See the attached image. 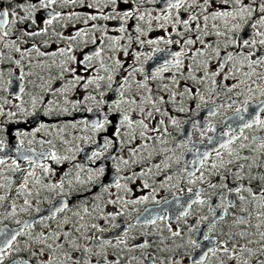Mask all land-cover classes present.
<instances>
[{"label": "snow or ice", "instance_id": "6c2138e0", "mask_svg": "<svg viewBox=\"0 0 264 264\" xmlns=\"http://www.w3.org/2000/svg\"><path fill=\"white\" fill-rule=\"evenodd\" d=\"M3 2L4 0H0V3ZM7 3L13 7L0 9V65L8 61L12 67L7 70L0 67V92L7 93L6 96H0V118H2L0 119V151L8 147L9 142L14 141L16 152L20 153L29 133L19 127H14V125L36 123L37 127L31 132V136L35 138L37 132L48 126L41 120V117L48 119L53 116L75 117L77 112H87L94 118L91 120L83 118L79 121V124L83 125L82 131L89 130L102 140V143L96 141V148L88 155V159L93 163L102 161L95 170L89 169L88 182L100 181L99 186L105 192L108 191L104 179L108 176L109 163L113 165L117 174L114 187L125 193L131 191L129 184L135 185L142 178L143 182L140 187H150L148 178L152 169L156 168L158 171L160 169L159 163L145 165L138 171L133 167L141 165L142 153L149 148L146 143L131 146L138 138L141 141L161 140L162 134L149 135V133H160V128L150 127L146 121L154 119V113H162L160 105L176 102L177 92L171 91L169 84L157 86V92L161 94L154 95L153 88L149 86L151 80H163V73L174 68L176 72L170 78V83L177 89L180 87L179 77H183L185 80H191L198 84L210 80L213 90H215L219 77L221 82L229 79L235 81L231 86L226 83L223 85L231 92L233 88L249 82L255 84L256 80L253 77L264 79V71H260L264 70V0H163L161 9L146 7L161 3V0H7ZM65 9L67 10L65 11ZM40 12H43L44 15L38 21L37 14ZM210 20L213 22L211 31L208 29ZM98 21L108 23H98ZM54 23L59 24L63 30L57 29ZM142 24L146 25L147 31L141 27ZM17 25H25V27L20 28ZM221 25L223 31L220 30ZM156 26L165 32V36L145 39ZM69 29L71 31H67ZM110 31L119 33V35H110ZM97 33L100 34L99 37L96 35ZM173 34L178 38L172 39ZM13 36L14 38H12ZM209 36L223 37L224 40L217 39L210 42L206 39ZM36 37L47 38L38 46L35 42ZM125 40L127 41L126 45L122 44V41ZM30 41L32 42L30 43ZM89 43L96 46L91 52L85 51ZM162 43L169 46L179 45L180 50L171 52L170 49H161L159 45ZM221 43L223 50L220 47ZM134 44L140 48L147 45L152 47V51L149 53L134 51L132 53L133 64L128 67H125L124 61L118 55L107 57L111 63L105 62L103 57L105 51L122 52L127 58L130 54L129 49ZM4 49L19 54L18 58L12 54H6ZM166 50L170 52L171 59H166L154 72L146 73L144 67H136L141 56L147 61L152 59L157 52ZM40 58L50 60L51 64L41 61ZM184 59L192 60L194 64L186 66ZM33 60L36 61L35 65L32 63ZM97 63L99 67H97ZM25 67L28 69L32 67L47 68L48 75H37V80L43 81L38 85L36 81L27 80L34 73L25 71ZM186 67L189 69L188 71H184ZM53 68L58 71L53 73ZM16 69H19V74L16 73ZM196 69H202V75L199 78L193 74ZM101 71L105 75H100ZM136 73L143 75L142 81H136ZM117 74H121L122 83L118 84V89H112ZM240 76H243L244 79H239ZM26 81L33 84L34 87H38L40 94H27L28 99L25 100ZM104 81L107 82L108 89L118 90L119 99L114 103L110 104L109 100L105 99L107 93L101 91V82ZM133 81L137 83L140 91L144 93L143 95H125V90L131 87ZM57 82L59 87L54 86ZM14 86L16 91H13ZM78 89L83 91L82 98L78 100L70 98L71 94L76 93ZM249 91L251 92L253 89L249 88ZM164 92H170L168 99L162 94ZM191 93L192 89L187 86L180 92L181 95H191ZM260 95L264 96V90H261ZM45 96H51L53 99L45 100ZM201 99L203 100V96ZM13 101H19V103ZM90 103L92 106H89ZM247 104L248 101L245 100V105ZM148 105L151 106L150 109L147 107ZM246 110V108H237L236 117L243 120L240 113ZM179 111L183 112L185 109L181 107ZM259 112L264 113V101L260 102ZM162 114L167 115L166 112ZM170 119L173 125H178L179 122L175 118ZM64 123L72 128L78 126L75 119ZM158 123L163 125L164 121L160 120ZM253 124L264 126V119H260L259 115H256L250 122H244L240 126V131L251 128ZM137 129H141V131L137 133ZM61 130L58 129V131ZM211 130L209 127L208 131ZM164 132L166 133L167 129ZM233 132L234 129L229 126L228 132L225 133L229 139L227 143L220 142V148L228 149L232 143ZM80 139L87 143L92 137L81 136ZM28 142L32 143L33 141L29 140ZM47 142L51 143V141ZM161 142L163 141L161 140ZM40 143L43 144L45 141H40ZM126 146L128 157L119 154L125 150ZM259 146L264 149V138L260 139ZM113 149L118 151L114 153ZM78 150L83 151L82 148ZM69 151L72 150L69 149ZM40 155L56 163L69 159L68 156L57 155L55 151ZM203 155L207 159L208 153ZM216 155L219 162L211 165L212 170L226 166L219 150H216ZM229 155H231L230 149ZM150 157L151 153L149 152ZM23 158L29 163H33L32 157L24 156ZM74 158L75 155L72 159ZM244 159L248 158L244 157ZM4 162L3 159H0V164H4ZM232 162L229 160L228 164ZM12 163L19 168L15 160ZM76 167L81 166L76 165ZM243 167V165L240 166L241 170ZM257 167L264 168V161L257 162ZM126 169L127 171H125ZM43 171L47 173L51 169L43 166ZM121 173L125 174L120 175ZM235 178L237 180L245 179L240 173H236ZM77 179L79 178L77 177ZM167 179L171 180L172 177L169 176ZM187 180L188 183H195L196 180L203 182V172L199 177L194 179L193 176H189ZM247 180L250 183L255 182L257 187L256 189L249 187L245 190L251 194L253 200L259 199L260 207L264 208V172L256 174L249 172ZM26 186L27 177L21 187ZM210 186L216 187L214 184ZM51 187L62 188L63 184ZM240 190L239 187L236 189L237 192ZM3 199L4 197H0V200ZM147 199L148 197L145 196L131 202L139 204ZM240 200L244 201L245 198L241 196ZM117 202L127 203L119 196L116 200L109 201V203ZM197 202L204 203L203 200L193 201V203ZM25 204L28 205V201H25ZM85 212L87 213V209ZM119 214L109 213L108 216L115 219V216ZM181 215L187 216L188 212H182ZM156 219H165V217L160 216ZM156 219L148 220L146 223L154 224ZM205 219L207 218H200L201 221ZM67 223L66 220L65 224ZM236 223L246 224L248 220L241 218ZM26 227H31V225ZM256 227L259 229L261 225L257 224ZM212 228H215V224H212L209 230ZM85 229L86 225L82 224L78 228L67 231L54 230L51 236L40 234L36 237L40 247L30 253L29 259H21L17 264H32L33 261L35 264H121L122 258L117 259L116 254L109 255L106 249L108 247L121 248V245H124L121 251L126 249L127 232L123 237L118 238L115 244L111 240H100V250L94 251L90 243L85 245L79 243L81 238L89 242L92 239H98L94 232L91 235H83ZM91 229L106 231L96 224H92ZM169 230L171 231V228ZM196 230L189 228L190 232ZM73 232L77 234L75 237ZM21 234L19 231L8 233L4 228H0V264H4V257L13 249V242ZM145 235L150 234L146 233ZM171 235L179 236L180 232L171 231ZM238 235L240 238H246L248 234L240 232ZM203 239L210 241V237L207 235ZM188 243L195 248L201 247L197 240L189 239ZM246 243L264 244V231L259 233V241L247 239ZM230 244L233 246L230 247ZM150 247H153V244L149 239L133 246V248L141 250ZM239 250L241 253L247 252L255 257L256 264H264V247H260L257 251L244 245L240 246ZM209 251L212 255L223 251L229 254V258H232L231 253L236 251L233 235H229V239L223 243L216 242V246ZM207 254V252L204 253L205 256ZM145 259L148 264H156L157 261L155 256H147ZM160 264H164V261L161 260ZM169 264H180V262L169 261ZM193 264H204V259H193ZM245 264H249V262L245 261Z\"/></svg>", "mask_w": 264, "mask_h": 264}, {"label": "flooded vegetation", "instance_id": "af4514ba", "mask_svg": "<svg viewBox=\"0 0 264 264\" xmlns=\"http://www.w3.org/2000/svg\"><path fill=\"white\" fill-rule=\"evenodd\" d=\"M11 7L13 5L8 4L7 0L0 3V9H11ZM146 7L161 9L163 0H161V3L147 5ZM57 10L60 11L59 8ZM43 15V12L38 13L37 20L39 21ZM98 23L108 22L98 21ZM212 24L213 22L210 20L208 22L209 31L212 29ZM54 26L59 30H63L59 24L54 23ZM17 27L23 28L25 25H17ZM144 28L147 31L146 25H144ZM220 30L223 31L222 25ZM67 31H71V29ZM169 31H171V28H169ZM245 31L247 32V30ZM109 34L119 35V33L111 31ZM96 35L100 36L99 33ZM160 36H165V32L156 26L145 39ZM46 38L36 37L35 42L39 46ZM177 38L173 34L172 39ZM206 39L210 42L217 39L224 40L223 37L217 38L215 36H209ZM122 44L126 45L127 41H122ZM95 47V45L89 43L85 51L91 52ZM159 47L170 49L171 52L180 50V46L175 44L169 46L162 43ZM220 47L223 50L222 43ZM3 51L18 58L19 54L10 52L8 49ZM134 51L149 53L152 51V47L145 45L143 48H138V45L134 44L129 49L130 54L127 58L124 57L122 52L111 53L108 51L103 53V57L106 63H111L107 57L118 55L124 61L125 67H128L133 64L132 53ZM40 59L47 64H51V61L46 60V58ZM166 59H171L168 50L157 52L152 59L147 61L141 56V60L136 64V67H144L146 73H152ZM32 63L35 65L36 61L33 60ZM184 64L191 66L194 61L184 59ZM0 67L7 70L12 65L5 61ZM97 67H99L98 63ZM188 70L187 67L184 69V71ZM25 71L34 73L27 80L36 81L38 85L43 81L37 80V75H48L47 68L32 67L28 69L25 67ZM57 71L56 68L52 69L53 73ZM129 71H131V68H129ZM175 72L176 69L173 68L163 73V80L154 79L149 82L154 95L161 94L157 92V86L163 84H169L171 91L177 92L175 103L169 102L160 105L162 113L166 112L167 115L154 113L155 118L146 121L150 127L160 128V133H149V135L162 134L161 140L163 142L161 140L141 141L138 138L131 145L144 143L149 145L148 150L142 153L141 165L133 166L137 171L145 165L160 164L159 171L156 168L152 169V173L148 178V184L150 185L148 188L140 187L143 182L142 178L135 185L129 184L131 191L128 193L116 189L114 182L117 174L111 163H109L108 176L104 179L105 185L108 186L107 192L99 186L100 181L88 182L89 169L95 170L102 163V161L93 163L88 159V155L96 148V141L102 143L101 138L94 136L89 130L82 131L83 125L79 124V121L83 118L93 119L92 114L77 112L75 117L53 116L51 119L41 117V120L48 126L37 132L35 138L31 136V132L37 127L36 123L14 125V127L27 131L29 136L25 139L19 154L16 152L14 141L9 142L8 147L0 151V159L5 161L4 164H0V167L12 172L10 193L2 207V211L9 209L11 214L3 222L1 228H8L9 233L19 231L22 234L17 236L13 242V249L4 257V264H17L21 259H29L30 253L40 247L36 241V237L40 234L51 236L54 230L67 231L78 228L82 224L86 225L83 235H91L94 232L98 239H92L89 242L81 238L79 243L81 245L90 243L94 251L100 250V240H111L115 244L116 240L123 237L124 233L127 232L126 249L121 251L124 245H121V248L108 247L106 249L109 255L116 254L117 259L122 258L121 264H148L145 259L147 256H155L157 258L156 264H160L161 260L164 261V264H169V261H179L180 264H193V259L198 260L201 258L204 259V264H245V261H248L249 264H256L255 257L247 252L241 253L239 249L240 246L244 245L257 251L260 247H264L262 243H246L247 239L259 241V233L264 231V208L260 207L259 199L253 200L251 194L245 190L249 187L253 189L257 187L255 182L250 183L247 180L249 172L252 174L264 172V168L257 167V162L264 161V149L259 146L260 139L264 138V126L253 124L251 128H245L242 132L240 126L246 121L253 120L256 115H259L260 119H264V113L259 112L260 102L264 101V96L260 95L261 90H264V79L253 77L256 80L255 84L249 82L240 87H235L229 92L223 85L226 83L231 86L235 82L232 79L221 82L218 77L217 86L213 90L210 80L198 84L179 77L180 87L177 89L170 83V78ZM16 73L19 74V69H16ZM193 74L199 78L202 75V69H196ZM100 75H105V73L101 71ZM120 75H116L112 89H118V84L122 83ZM239 79H244V77L240 76ZM142 80L143 75L136 73V81ZM25 85V100L28 99L27 94H40L38 87H34L33 84L27 83V81ZM54 86L59 87V83L57 82ZM185 86L192 89L191 95L180 94ZM249 88L253 91L250 92ZM13 91H16L15 86ZM101 91L107 93L105 99H108L110 104L119 99L118 90L108 89L106 81L101 82ZM130 94L143 95L144 93L133 81L131 87L125 90V95ZM162 94L166 99L170 97V92ZM6 95L7 93L0 92V96ZM82 96V89H78L76 93L71 94L70 98L78 100ZM201 96H203V100ZM44 98L45 100L53 99L51 96H45ZM245 100L248 101L247 105H245ZM13 102L19 103V101ZM89 106H92L91 103ZM147 107L151 108L150 105ZM181 107L185 111H179ZM237 108L247 109L240 113L244 118L243 120L236 117ZM170 118H175L179 122L178 125H173ZM73 119L77 121L78 126L76 128L64 123ZM160 120L164 121L163 125L158 123ZM229 126L234 129L232 143L228 146V149H223L219 145L220 142L227 143L229 137L225 133L228 132ZM209 127L212 129L211 131H208ZM58 129L62 130L58 131ZM165 129H167L166 133L164 132ZM139 131L141 129H137V133ZM81 136L92 137V139L85 143L80 139ZM29 140L33 142L29 143ZM40 141H45V143L42 144ZM47 141H51V143ZM80 148L83 151H79ZM69 149L72 151H69ZM229 149L231 155H229ZM216 150L220 151L226 166L212 170L211 165L219 162ZM52 151H55L59 156H68L69 159L56 163L40 155ZM112 151L116 153L118 150L113 149ZM149 152L151 153L150 158ZM206 152L208 153L207 159L203 155ZM119 154L128 157L127 146ZM73 155H75L74 159H72ZM24 156L32 157L33 163H29L28 160L23 158ZM244 157L248 159L246 160ZM13 160L16 161L19 168L13 165ZM229 160L233 162L228 164ZM76 165L81 167L78 168ZM241 165L244 166L243 170L240 168ZM249 165H251V168H249ZM43 166H47L51 171L44 172ZM201 172L204 175L203 182L196 180L195 183H188L187 177L193 176L195 179V177L201 175ZM236 173H240L245 179L237 180L235 178ZM123 174L125 173L120 175ZM169 176L172 177L171 180L167 179ZM25 177H27V186L22 188L21 185L24 184ZM60 184H63L62 188L51 187ZM213 184L216 185L215 188L210 186ZM224 185H227V187H224ZM238 187L241 189L239 192L236 191ZM18 192L20 193L17 194ZM117 196L122 197L127 203H109L110 200H116ZM145 196L148 199L142 203L133 204L131 202ZM241 196L245 198L244 201L240 200ZM194 200H203L204 203H193ZM25 201H28V205L25 204ZM85 209H87V213ZM185 211L188 212V215L182 216L181 213ZM76 213H79V215H76ZM109 213L120 214L112 219L108 216ZM93 214H95L94 217ZM160 216L165 217V219H156ZM201 217L207 219L201 221ZM221 217L223 218L221 219ZM241 218H247L248 223H236ZM152 219H156L154 224L146 223V221ZM66 220L68 221L67 224H65ZM92 224H96L99 228L106 229V231L101 232L91 229ZM212 224H215V228L209 230ZM257 224L261 225L259 229L256 227ZM27 225H31V227H26ZM169 228H171V231L180 232V235L172 236ZM189 228L197 230L190 232ZM240 232L247 233V237L240 238L238 235ZM146 233L150 235L146 236ZM76 235L73 232V236ZM205 235L210 237L211 242L203 239ZM229 235H233L236 248V251L231 253L232 258H229V254L223 251H218L216 255H212L209 249L216 246V242L223 243L228 240ZM145 239H149L153 247L146 250L133 248L134 245ZM189 239L197 240L201 247H193L188 243ZM49 243H51V240H49ZM229 246L232 247L233 245L230 244ZM205 252L208 253L206 256L204 255ZM32 264H35V261Z\"/></svg>", "mask_w": 264, "mask_h": 264}, {"label": "rangeland", "instance_id": "374dc122", "mask_svg": "<svg viewBox=\"0 0 264 264\" xmlns=\"http://www.w3.org/2000/svg\"><path fill=\"white\" fill-rule=\"evenodd\" d=\"M141 27H144V24H142ZM138 48L140 47L138 46ZM11 176H12V172L10 170H5V168L0 167V197H4L3 200H0V228L3 222H5V220L8 219L11 214L9 209L2 211V207H3L4 202L6 201V197L10 193ZM19 193L20 192H18L17 194ZM94 216L95 214H93V217ZM98 224L100 225V223Z\"/></svg>", "mask_w": 264, "mask_h": 264}, {"label": "water", "instance_id": "95a60500", "mask_svg": "<svg viewBox=\"0 0 264 264\" xmlns=\"http://www.w3.org/2000/svg\"><path fill=\"white\" fill-rule=\"evenodd\" d=\"M8 232V228H4ZM9 233V232H8Z\"/></svg>", "mask_w": 264, "mask_h": 264}]
</instances>
